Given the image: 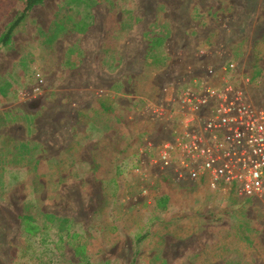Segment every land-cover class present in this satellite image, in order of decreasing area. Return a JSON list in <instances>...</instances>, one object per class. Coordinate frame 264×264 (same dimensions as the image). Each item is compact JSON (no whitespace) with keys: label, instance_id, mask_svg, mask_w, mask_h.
<instances>
[{"label":"rangeland","instance_id":"1","mask_svg":"<svg viewBox=\"0 0 264 264\" xmlns=\"http://www.w3.org/2000/svg\"><path fill=\"white\" fill-rule=\"evenodd\" d=\"M21 2L0 0V37ZM231 64L213 84L264 104V0L34 7L0 46V264H264V195L153 163L177 93Z\"/></svg>","mask_w":264,"mask_h":264},{"label":"built area","instance_id":"2","mask_svg":"<svg viewBox=\"0 0 264 264\" xmlns=\"http://www.w3.org/2000/svg\"><path fill=\"white\" fill-rule=\"evenodd\" d=\"M236 69L209 70L207 81L177 93L170 117L175 129L153 163L175 166L214 193L247 201L264 195V104L224 76L213 84L223 73L235 79Z\"/></svg>","mask_w":264,"mask_h":264},{"label":"trees","instance_id":"3","mask_svg":"<svg viewBox=\"0 0 264 264\" xmlns=\"http://www.w3.org/2000/svg\"><path fill=\"white\" fill-rule=\"evenodd\" d=\"M44 1L45 0H22L21 10L19 11V14L16 16L15 20L8 26L6 32L0 37V46H7L10 44L15 30L21 25V23L31 12V10L36 6L43 4ZM23 216L24 217L22 218V225L24 227V231L31 236L39 234L41 229L39 225L35 223L32 217H30L29 215ZM83 253L84 249H82L80 252H76V254Z\"/></svg>","mask_w":264,"mask_h":264},{"label":"crops","instance_id":"4","mask_svg":"<svg viewBox=\"0 0 264 264\" xmlns=\"http://www.w3.org/2000/svg\"><path fill=\"white\" fill-rule=\"evenodd\" d=\"M249 21H251L249 18H248Z\"/></svg>","mask_w":264,"mask_h":264}]
</instances>
